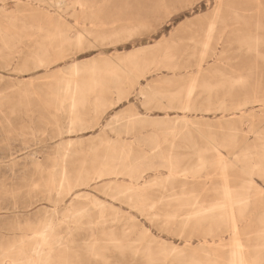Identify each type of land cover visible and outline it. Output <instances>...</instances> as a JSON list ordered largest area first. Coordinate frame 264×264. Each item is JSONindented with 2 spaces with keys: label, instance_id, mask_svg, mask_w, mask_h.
I'll use <instances>...</instances> for the list:
<instances>
[{
  "label": "rangeland",
  "instance_id": "374dc122",
  "mask_svg": "<svg viewBox=\"0 0 264 264\" xmlns=\"http://www.w3.org/2000/svg\"><path fill=\"white\" fill-rule=\"evenodd\" d=\"M19 1L0 0V264L49 218L50 264H254L264 0Z\"/></svg>",
  "mask_w": 264,
  "mask_h": 264
},
{
  "label": "bare ground",
  "instance_id": "6f19581e",
  "mask_svg": "<svg viewBox=\"0 0 264 264\" xmlns=\"http://www.w3.org/2000/svg\"><path fill=\"white\" fill-rule=\"evenodd\" d=\"M19 1V0H18ZM28 1V0H26ZM20 2V1H19ZM56 2V1H55ZM60 2L61 0H57L56 3H58V5H60ZM220 2V1H219ZM28 3V2H27ZM80 4H82L81 1H79ZM31 5V4H30ZM54 5V4H53ZM52 5V6H53ZM51 6V7H52ZM73 7V6H72ZM64 8V2L63 4L59 7L58 6V10L59 9H63ZM70 9V7H68ZM6 10V9H5ZM46 10V9H45ZM80 10H83L80 9ZM16 11V10H15ZM77 11V10H75ZM49 12V11H48ZM218 12V11H217ZM211 25L213 26V24L211 23ZM211 27V26H210ZM212 28V27H211ZM213 30V28H212ZM209 31H210V28H209ZM212 32V31H211ZM211 32L209 33V35L211 34ZM208 35V36H209ZM61 37V35H60ZM210 37V36H209ZM64 41H68L70 39V36H68V33L67 34H64ZM79 38V35L78 37ZM77 41H80V39L76 40ZM213 58L215 60V62L219 59V54L217 52L214 53L213 55ZM75 66V65H74ZM73 69V68H72ZM71 69V70H72ZM89 70V69H88ZM87 71V70H86ZM94 71L93 69H91V72ZM70 73V72H69ZM78 73V72H77ZM95 73V72H93ZM92 73V74H93ZM95 75V74H94ZM67 76V75H66ZM70 77V76H69ZM92 78H96V77H93V75L91 76ZM77 78V77H76ZM90 78V77H89ZM72 79V78H71ZM91 79V78H90ZM74 81V80H73ZM72 81V83H73ZM94 81V80H93ZM64 83V81H63ZM67 83V82H66ZM93 83V82H92ZM68 84V83H67ZM66 84V85H67ZM65 85V84H64ZM64 85H61V86H64ZM76 85V84H75ZM194 85V84H193ZM77 86V85H76ZM96 86V85H95ZM192 86V84H191ZM98 87V86H97ZM61 88V87H60ZM194 88V87H192ZM72 89V88H71ZM77 89H79L77 87ZM143 89V88H142ZM62 90V89H61ZM66 90V89H64ZM95 90V89H94ZM73 92V91H72ZM77 92V91H76ZM65 93V92H64ZM63 93V94H64ZM68 93V92H67ZM69 94V93H68ZM142 94V92H141ZM62 95V94H60ZM76 95V94H75ZM61 97V96H60ZM59 96H57L56 99H58ZM65 98V97H64ZM73 98V97H71ZM61 99V98H60ZM76 99V98H75ZM77 100V99H76ZM59 101V100H58ZM75 101V100H74ZM189 101V99H187V102ZM66 102V101H65ZM60 103V102H59ZM64 103V102H63ZM61 103V104H63ZM67 103V102H66ZM78 103V102H77ZM189 103V102H188ZM71 104V103H70ZM144 104V103H143ZM186 104V103H185ZM72 105V104H71ZM70 105V107H71ZM61 106H64V105H61ZM188 106V104H187ZM69 107V108H70ZM75 108V107H74ZM75 111V110H74ZM177 122V121H176ZM123 123V122H122ZM64 128V127H63ZM65 131V130H64ZM143 152V151H142ZM247 153V152H245ZM170 160V159H169ZM171 161V160H170ZM245 161V160H244ZM59 162V161H58ZM169 162V161H168ZM171 164V163H170ZM132 165V164H131ZM135 166V165H134ZM172 166V165H171ZM131 167V166H130ZM125 170V169H124ZM132 170V169H131ZM172 170V169H171ZM126 171V170H125ZM128 171V170H127ZM130 171V170H129ZM225 171V170H224ZM56 172V171H55ZM133 172V170L131 171ZM226 173V172H225ZM113 174V173H112ZM132 174V173H131ZM171 174V173H170ZM228 174V173H227ZM244 174V173H243ZM247 174V173H246ZM134 175V174H133ZM186 178V177H185ZM227 179V178H226ZM228 180V179H227ZM57 182V181H56ZM53 184V183H52ZM56 186V185H55ZM250 188H251V185H250ZM229 190V189H228ZM234 192V191H233ZM78 196V195H77ZM231 195H229L230 197ZM232 198V196H231ZM241 200V198H240ZM231 202V200H230ZM146 203V202H145ZM98 204V203H97ZM144 204V202L142 203ZM135 205V204H134ZM94 206V205H93ZM138 206V205H137ZM141 206V205H140ZM153 206V205H152ZM151 206V207H152ZM232 206V205H231ZM104 207V206H103ZM232 208V207H231ZM145 209V208H144ZM215 209V208H214ZM206 212V211H205ZM190 216V215H189ZM195 216V215H193ZM232 217H234V213H233V209H232ZM185 220H188L187 218ZM259 229L256 230L255 232H253V230H247L245 232L246 236H244L243 238V242L248 244V245H251V243H256V245H260V244H264V219H260L259 221ZM61 222L59 220H55L54 218H49L47 219L46 221H44V223H42V225L39 227V229H37L35 231V235H33V238H32V241L31 244H30V250L32 251L30 254H28L27 256H24V255L21 253V249L19 250H14V249H11L8 250V251H5V258L3 262V264H50V262L52 261V258L54 256L53 252L55 251L57 245L56 243L54 242V236H55V233H56V229L57 230H61ZM186 224V223H185ZM187 224H188V221H187ZM66 229L68 231L71 230V226H70V223L66 222ZM59 227V228H58ZM235 233H236V238L237 240L239 241V232L237 231V226L235 224ZM66 232V231H65ZM71 232V231H70ZM241 234V233H240ZM244 235V233H243ZM67 236V235H66ZM66 236H65V240H66ZM59 237H57L56 239H58ZM55 239V240H56ZM61 239V238H60ZM31 240V239H30ZM241 240V239H240ZM57 241V240H56ZM214 241V240H213ZM260 241V242H259ZM29 242V243H30ZM187 242V241H186ZM220 242V241H219ZM243 242L240 241L239 243V247L240 246H243ZM259 243V244H258ZM210 244V243H209ZM202 245V244H201ZM218 245V244H217ZM59 246V245H58ZM228 247V246H227ZM23 248H24V245H23ZM58 248V247H57ZM203 248V246L201 247ZM60 249V248H59ZM239 249V248H238ZM243 249V248H241ZM240 250V249H239ZM242 251H239V253H241ZM19 253V254H18ZM248 254H250L251 257H255L254 258V264H264V248L262 249L260 247V249L258 247H253V248H248V251H247ZM242 258V257H241ZM1 261V260H0Z\"/></svg>",
  "mask_w": 264,
  "mask_h": 264
},
{
  "label": "snow or ice",
  "instance_id": "6c2138e0",
  "mask_svg": "<svg viewBox=\"0 0 264 264\" xmlns=\"http://www.w3.org/2000/svg\"><path fill=\"white\" fill-rule=\"evenodd\" d=\"M189 7L195 8V0H192V2L189 4ZM221 6L218 4L217 5V10H219ZM214 26V25H213ZM240 83H243V81H240ZM219 166L221 168H223L225 171H227V167H228V161L225 160L224 158H221L220 162H219ZM255 175V174H253ZM260 178L262 180H264V173L260 174ZM116 264H123V262H116ZM129 264H133V262H129Z\"/></svg>",
  "mask_w": 264,
  "mask_h": 264
}]
</instances>
